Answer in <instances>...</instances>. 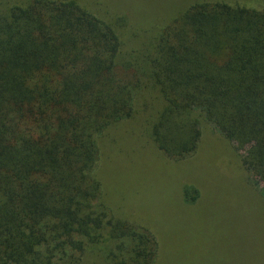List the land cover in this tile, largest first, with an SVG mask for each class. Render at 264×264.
<instances>
[{
  "label": "trees",
  "instance_id": "obj_1",
  "mask_svg": "<svg viewBox=\"0 0 264 264\" xmlns=\"http://www.w3.org/2000/svg\"><path fill=\"white\" fill-rule=\"evenodd\" d=\"M148 1L0 0V264H217L246 238L235 209L264 204V0ZM126 123L172 161L209 125L243 171L232 207L250 200L210 211L182 184L206 227L164 251L101 178Z\"/></svg>",
  "mask_w": 264,
  "mask_h": 264
},
{
  "label": "rangeland",
  "instance_id": "obj_2",
  "mask_svg": "<svg viewBox=\"0 0 264 264\" xmlns=\"http://www.w3.org/2000/svg\"><path fill=\"white\" fill-rule=\"evenodd\" d=\"M130 1L135 0H117L120 6ZM179 1L181 0H151V5L149 0L147 6L160 9L164 5ZM228 1L249 3L256 0ZM120 126L118 136L114 135L109 142L111 156L109 159L103 156L104 161L99 164L104 188H111L115 197H122L124 202L130 201L136 215L144 219L141 211H147V217L159 222L154 226L160 236H164V251L172 252L175 248L179 250L178 254H183V247L194 243L191 238L197 228L206 227V222L199 223L194 220L201 212L204 219L208 210L179 207L177 192L182 184L197 187L200 195L198 203H201V207L223 200L229 204L228 212H232L234 208L242 207L244 198L250 200L245 196L239 206H235V203L232 207L234 202L239 201L236 193L240 194L244 187L241 182L243 171L238 167V160L232 153L233 144L224 141L209 125L201 133L196 151L179 161L166 159L155 148L139 141L130 125ZM103 154L107 155L108 150L105 148L103 152L102 147L101 155ZM119 202L122 203L121 200ZM207 208L213 210L210 204ZM235 210L243 220V234L246 238L239 237L238 241L230 238L231 251L236 253H215L214 256L219 261L217 264H264V204L253 209ZM207 219L211 222V216ZM206 258L212 259L209 254Z\"/></svg>",
  "mask_w": 264,
  "mask_h": 264
}]
</instances>
